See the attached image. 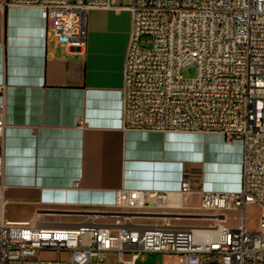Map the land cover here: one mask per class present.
I'll list each match as a JSON object with an SVG mask.
<instances>
[{
  "label": "built area",
  "instance_id": "built-area-1",
  "mask_svg": "<svg viewBox=\"0 0 264 264\" xmlns=\"http://www.w3.org/2000/svg\"><path fill=\"white\" fill-rule=\"evenodd\" d=\"M39 7L66 50L87 45L93 9H128L132 28L121 90V128L216 132L243 146L238 191L121 188L112 203L41 207L29 226L0 217V264H136L142 253L173 264H264V0H3ZM194 67L193 77L182 70ZM6 84L0 85V140ZM4 154L0 153V193ZM260 204L257 229L246 210ZM236 211L237 225L226 221ZM193 221V222H190ZM196 221V222H194ZM44 253L53 257L44 258ZM115 255L116 261H108Z\"/></svg>",
  "mask_w": 264,
  "mask_h": 264
},
{
  "label": "crops",
  "instance_id": "crops-1",
  "mask_svg": "<svg viewBox=\"0 0 264 264\" xmlns=\"http://www.w3.org/2000/svg\"><path fill=\"white\" fill-rule=\"evenodd\" d=\"M129 0H122L127 5ZM132 28L128 9H93L84 51L49 32L39 7L0 0V85L6 84L1 214L29 226L41 207L112 203L121 188L238 191L243 146L216 132L121 128V90Z\"/></svg>",
  "mask_w": 264,
  "mask_h": 264
},
{
  "label": "rangeland",
  "instance_id": "rangeland-1",
  "mask_svg": "<svg viewBox=\"0 0 264 264\" xmlns=\"http://www.w3.org/2000/svg\"><path fill=\"white\" fill-rule=\"evenodd\" d=\"M196 74V69L194 67L186 68L182 70V75L184 77H193ZM262 206L260 204H250L247 206L246 210V220L247 227L249 229L255 230L259 226V220L262 212ZM226 221L231 225H237L238 219L235 216L238 215L236 211H226ZM193 222V221H190ZM196 222V221H194ZM44 258L53 257L50 253H44ZM108 261H116L117 257L115 255L109 256ZM178 256L162 254V253H142L136 261V264H173L177 263Z\"/></svg>",
  "mask_w": 264,
  "mask_h": 264
}]
</instances>
